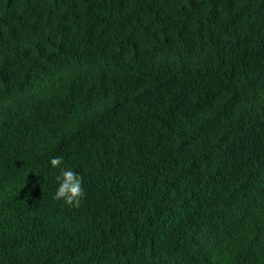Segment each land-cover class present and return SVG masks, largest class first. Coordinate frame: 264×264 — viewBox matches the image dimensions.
Masks as SVG:
<instances>
[{
	"label": "trees",
	"instance_id": "obj_1",
	"mask_svg": "<svg viewBox=\"0 0 264 264\" xmlns=\"http://www.w3.org/2000/svg\"><path fill=\"white\" fill-rule=\"evenodd\" d=\"M55 156L80 209L54 199ZM43 246L48 264H264V0H0V264Z\"/></svg>",
	"mask_w": 264,
	"mask_h": 264
},
{
	"label": "clouds",
	"instance_id": "obj_2",
	"mask_svg": "<svg viewBox=\"0 0 264 264\" xmlns=\"http://www.w3.org/2000/svg\"><path fill=\"white\" fill-rule=\"evenodd\" d=\"M36 93L41 94L38 90H34ZM42 98V95L39 96V99ZM51 166L53 168H60V165L63 163L62 156H55L51 158ZM58 188L54 195L55 200H63L65 205L71 207V209H80V205L83 202V199L86 197V190L83 187V177L77 172L71 169L60 168V174L55 177ZM57 224L55 220H53L50 216L45 215V223L42 226V229H46L49 241L51 242H60L62 238L58 236ZM78 240H94L95 237H98L101 234V230L98 224L96 225H88L80 228L79 231L75 232ZM49 242V243H51ZM46 242L44 243V245ZM42 254L45 259V264L50 262V253L43 246L41 248ZM81 261V260H80ZM84 262V261H83ZM69 264H76V261L69 260Z\"/></svg>",
	"mask_w": 264,
	"mask_h": 264
},
{
	"label": "bare ground",
	"instance_id": "obj_3",
	"mask_svg": "<svg viewBox=\"0 0 264 264\" xmlns=\"http://www.w3.org/2000/svg\"><path fill=\"white\" fill-rule=\"evenodd\" d=\"M175 256H176V255H175ZM176 257H177V256H176ZM168 259H169V257H168ZM172 259H174V258L171 256V260H172ZM175 259H176V258H175ZM177 259H178V257H177ZM177 259H176V260H177ZM165 260H166V259H165ZM179 260H181V259H179ZM179 260H177V261H179ZM166 261H167V260H166ZM169 261H170V260H169ZM167 262H168V261H167ZM162 263H164V262H162ZM174 263H175V261H174ZM182 263H183V262H182ZM159 264H160V263H159ZM166 264H167V263H166ZM179 264H181V261H180ZM183 264H184V263H183Z\"/></svg>",
	"mask_w": 264,
	"mask_h": 264
}]
</instances>
